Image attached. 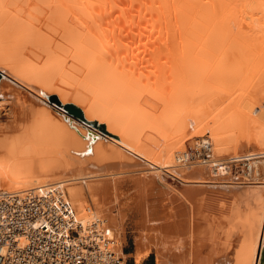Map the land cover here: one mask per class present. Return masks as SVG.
I'll return each instance as SVG.
<instances>
[{
  "label": "bare ground",
  "instance_id": "obj_1",
  "mask_svg": "<svg viewBox=\"0 0 264 264\" xmlns=\"http://www.w3.org/2000/svg\"><path fill=\"white\" fill-rule=\"evenodd\" d=\"M0 70L11 103L0 101L10 117L0 124V191L63 188L77 219L102 217L124 257L120 179L151 166L133 178L136 263L153 250L156 264H200L197 218L212 217L214 233L233 219L243 235L235 261L222 253L219 264H264V0H0ZM48 93L108 138L32 105ZM194 137L208 158L183 149ZM147 187L163 197H146Z\"/></svg>",
  "mask_w": 264,
  "mask_h": 264
},
{
  "label": "built area",
  "instance_id": "obj_2",
  "mask_svg": "<svg viewBox=\"0 0 264 264\" xmlns=\"http://www.w3.org/2000/svg\"><path fill=\"white\" fill-rule=\"evenodd\" d=\"M107 233L100 216L81 223L61 187L0 191V264H126Z\"/></svg>",
  "mask_w": 264,
  "mask_h": 264
},
{
  "label": "rangeland",
  "instance_id": "obj_3",
  "mask_svg": "<svg viewBox=\"0 0 264 264\" xmlns=\"http://www.w3.org/2000/svg\"><path fill=\"white\" fill-rule=\"evenodd\" d=\"M2 78V79H1ZM4 78H5V76L3 75V72L0 70V84H1V86L4 84V81H7V79H5L4 80ZM8 83H9V81H7ZM12 85H14V86H16L17 87V84L15 83V84H13V83H11ZM19 86V85H18ZM15 87V88H16ZM20 87V90H22L24 93H28L27 95H30V93H29V91L28 92H25V89L24 88H22L21 86H19ZM18 89V88H17ZM17 91H19V89L17 90ZM8 95H6V97H7ZM5 96H1L0 95V101H1V103L4 101V105L5 106H9V104L8 103H10V102H8V103H6L8 100H9V96L6 98ZM30 97V98H29ZM28 98V102H29V100L32 98V96L30 95ZM33 99V98H32ZM6 100V101H5ZM33 101V104L32 105H34L35 103L37 104V105H35L37 108H39L40 107V105H38V103H39V101L41 102V104H43L44 106H47V105H50V106H52L53 108H55L57 111H59V112H62V113H64V114H67L69 117H72L74 120H76V121H78L79 123H81L82 125H84V126H86V127H89V128H91L92 130H95V131H97L98 133H100V134H102L105 138H108L106 135V133L105 132H103V130L102 129H100L99 128V125L98 124H94V123H90L89 121H87L86 119H84V118H82L81 116L79 117V115H77L75 112H69L67 109H66V105L67 104H69V101H67V102H65L64 104H62L59 100H57V95H55V93H48V94H43L41 97H40V100L39 99H37V101L34 99V100H32ZM35 101V102H34ZM30 102H31V100H30ZM6 103V104H5ZM11 104V103H10ZM34 106V108H36ZM44 106H41V107H44ZM4 112H2V113H0V124L2 123L3 124V122H4V124L6 123V121L8 120V118L10 119V117H8L7 116V113H5V114H3ZM20 112H18V114H19ZM20 115V114H19ZM8 117V118H7ZM2 121V122H1ZM8 122V121H7ZM200 139V137H194V139L193 138H190L189 140H187V141H185V144H184V147H183V149L185 150H188L189 152H191L192 153V158H191V160H193V159H196V158H203V156H204V153H203V151L198 147V149H196L195 147L193 148V145H194V143H195V140H199ZM107 141V140H106ZM190 141V142H189ZM189 142V143H188ZM90 155V156H89ZM88 156L90 157H88L87 159H89L88 160V166H89V168H91L92 169V167H94V165H92L91 166V164L92 163H94V164H96L94 161H92V159H93V154H91V152L88 154ZM112 160V162L109 160L108 162H109V164H111V163H113V159H111ZM116 161V160H115ZM114 161V162H115ZM193 161H195V160H193ZM116 162H118V161H116ZM90 164V165H89ZM247 161H244V162H237V163H234V164H232V166L230 167V174L232 175V177H240V175L242 174V171L244 170V168H247ZM148 167H150L151 168V166H147L146 168H144L143 166H142V168L139 166L138 168L136 167H134V169H132L131 168V170H130V168L128 169V168H125V170H127V172L125 171V170H122L123 171V173L124 172H126V173H124V174H122L123 176H122V179H120V184H119V186H120V188H119V190L121 191L120 193H122L123 191H126V192H123L122 193V195L120 196L121 197V200L123 201V203H122V205H124L125 207V214H123L124 215V219H123V223H121V226H123L122 227V231L123 232H121V235L123 236V237H125L126 238V240H127V243L128 244H131V245H134L135 244V239H134V236H135V233H136V230H135V228L132 226V222H133V219L134 220H136L135 219V217H133L132 216V212H131V210H130V206H133V203L134 202H132L133 200V196H134V193L136 194L137 192H138V188L135 186V185H133V178H135L136 176H138L140 173H146V172H150L149 170V168ZM94 169H95V167H94ZM94 169H92V170H94ZM144 169H146V171L144 170ZM149 169V170H148ZM95 170H98L97 168L95 169ZM135 170H137V171H135ZM129 171H131V172H129ZM139 171V172H138ZM134 172V173H133ZM151 172H154L153 170H151ZM128 173H130V174H128ZM132 173V174H131ZM241 173V174H240ZM136 174V175H135ZM125 175V176H124ZM135 175V176H134ZM160 175H161V177H162V180H164V181H162V182H164V184H168V185H172V186H175V187H180L181 186V183H179V181L177 180V178H174V176L172 177V175H170L169 173H166V172H163V171H160ZM242 184H245V183H240V185H242ZM122 185V186H121ZM135 186V187H134ZM124 187V188H123ZM132 188V189H131ZM135 188V189H134ZM149 188L147 187L146 189H145V191H146V193H147V195H146V197L147 196H150V197H152V198H154L155 196L154 195H156V197H158L160 194H157V190H156V188L155 187H152L151 189H149ZM158 189H160V188H158ZM155 190H156V192H155ZM131 191V192H130ZM133 191V192H132ZM137 191V192H136ZM130 193V194H129ZM155 193V194H154ZM153 194V195H152ZM133 195V196H132ZM152 195V196H151ZM154 196V197H153ZM159 197H163V196H159ZM132 200V201H131ZM131 201V202H130ZM88 204H85V206H87ZM245 206H242V209L244 208ZM244 210H246V209H244ZM243 211V210H242ZM242 213H245V211L244 212H241V214ZM231 222H233V219L231 220ZM234 230H235V227H234ZM234 230L232 231V234H234L235 232H234ZM134 231V232H133ZM240 232V234L242 233L241 231H239ZM122 247V246H121ZM153 251V250H152ZM121 257H122V259L124 260H126V256H122V255H120ZM235 256V255H234ZM233 256V257H234ZM234 259H235V257H234ZM124 260V261H125ZM235 261V260H234ZM127 262V261H126ZM193 262V261H192ZM189 263H191V262H189Z\"/></svg>",
  "mask_w": 264,
  "mask_h": 264
},
{
  "label": "crops",
  "instance_id": "obj_4",
  "mask_svg": "<svg viewBox=\"0 0 264 264\" xmlns=\"http://www.w3.org/2000/svg\"><path fill=\"white\" fill-rule=\"evenodd\" d=\"M229 212H226L225 214L227 215ZM229 215V214H228ZM227 215V216H228ZM208 218V217H207ZM211 219H212V217H210ZM210 218H208L209 220H210ZM230 218V217H229ZM208 219H204V217H203V219H202V217L201 218H197V223H196V238H195V242H196V250H195V252L197 253H195V255H196V257H197V259H196V263H198L199 261H200V264H219V263H221L223 260L221 259V257L223 256V254L222 253H225L226 254V256H225V258H228L227 260L230 262V263H233L234 262V258H233V256H231V253H232V255L234 254V248H237L238 246H239V241L240 240H242V236L240 237V232L239 231H237V232H235L234 233V235L232 234V232L231 231H233L234 229H233V227H235V223L234 222H229L228 221V218H226L227 219V223H224V224H227V226H226V233L228 232L229 234H230V232H231V234H232V237H234L233 239H232V237H229L228 235V238L225 236L226 235V233L225 232H223V234H221L222 233V231L221 232H217V231H215V233L213 232V228H214V223L211 221V223L210 222H208ZM207 221V223H205ZM211 225H210V224ZM229 223V224H228ZM232 223L234 224V226L232 227ZM205 224L207 225V227L205 226ZM214 224V225H213ZM208 225H210L209 227H211V229H209L208 228ZM201 226H203V227H201ZM204 227L206 228V230L204 229ZM231 227V228H230ZM202 228V229H201ZM228 228L230 229V232L228 231ZM208 229V230H207ZM233 229V230H232ZM200 231H202V232H200ZM211 232V233H210ZM208 233V234H207ZM219 233V234H218ZM224 233H225V235H224ZM237 233H239V234H237ZM216 235V237L214 236V235ZM218 234V235H217ZM237 234V235H236ZM210 235V236H209ZM221 235H222V237H221ZM224 235V236H223ZM239 235V236H238ZM217 236H219L220 238H217ZM231 236V235H230ZM211 237H213V239L211 238ZM239 237H240V239H239ZM208 238V239H207ZM217 238V240H215ZM223 238V239H222ZM226 238H227V240L229 241H227L226 240ZM236 238H238L239 239V241H238V239L236 240ZM202 239V240H201ZM218 239L219 240H221V242H219L218 241ZM231 239V240H230ZM211 240V241H210ZM213 240V241H212ZM224 240H226V241H224ZM236 240V242H234V241ZM214 241H215V243H214ZM238 241V242H237ZM231 242V243H230ZM228 243V244H227ZM234 243H235V245H236V243H238V246L237 247H235V245H234ZM227 245V246H226ZM233 246H234V248H233ZM210 247V248H209ZM225 249V250H224ZM134 250H135V244L134 245H131V244H128L127 243V240H126V238L124 237V241H123V243H122V247H121V252H122V254L124 255V256H126V260H125V263L126 264H156V262H155V258H154V252L152 251V250H150L149 251V253L146 255V256H144L142 259H141V261L139 262V263H136L135 261H134V257H133V253H134ZM212 250V251H211ZM219 250H222V251H220L219 252ZM211 251V254L209 253ZM218 252V253H217ZM216 253V254H215ZM228 253V254H227ZM219 254H222L221 256H219ZM209 256V257H208ZM228 256V257H227ZM200 257V258H199ZM219 257H220V259L222 260H220L219 261ZM232 257V258H231ZM209 258H211V259H209ZM217 259V260H216ZM230 259V260H229ZM202 260V261H201ZM231 260H233V261H231ZM127 261V262H126ZM217 261H218V263H217Z\"/></svg>",
  "mask_w": 264,
  "mask_h": 264
},
{
  "label": "water",
  "instance_id": "obj_5",
  "mask_svg": "<svg viewBox=\"0 0 264 264\" xmlns=\"http://www.w3.org/2000/svg\"><path fill=\"white\" fill-rule=\"evenodd\" d=\"M65 107H66V109H67L69 112H72V111H73V112H76L77 115L81 116L79 110L73 108L70 104H67ZM81 117H82V116H81Z\"/></svg>",
  "mask_w": 264,
  "mask_h": 264
}]
</instances>
